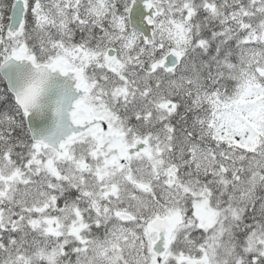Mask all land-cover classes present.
<instances>
[{
  "label": "snow or ice",
  "instance_id": "snow-or-ice-1",
  "mask_svg": "<svg viewBox=\"0 0 264 264\" xmlns=\"http://www.w3.org/2000/svg\"><path fill=\"white\" fill-rule=\"evenodd\" d=\"M0 264H264V0H0Z\"/></svg>",
  "mask_w": 264,
  "mask_h": 264
}]
</instances>
